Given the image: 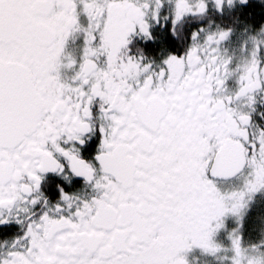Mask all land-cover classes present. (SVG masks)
I'll list each match as a JSON object with an SVG mask.
<instances>
[{"label":"snow or ice","instance_id":"obj_1","mask_svg":"<svg viewBox=\"0 0 264 264\" xmlns=\"http://www.w3.org/2000/svg\"><path fill=\"white\" fill-rule=\"evenodd\" d=\"M258 196L264 0H0V264H264Z\"/></svg>","mask_w":264,"mask_h":264},{"label":"rangeland","instance_id":"obj_2","mask_svg":"<svg viewBox=\"0 0 264 264\" xmlns=\"http://www.w3.org/2000/svg\"><path fill=\"white\" fill-rule=\"evenodd\" d=\"M229 187L231 189L232 185H230ZM257 199L258 197L256 198V201H259ZM256 201L251 206L248 217L246 218V221L248 225L254 226L258 230L260 227V220L258 219V217L264 216V206L263 208H259L261 204L256 203ZM227 223L229 226H232L231 218L228 219ZM245 235L247 236L248 233L246 232ZM253 235H255V233H253ZM225 237H226V234L221 232L218 235L217 239L222 240L225 243H227ZM188 255H189V259L191 260V264H227V260H226L227 253L226 252H222L215 257H210V256L201 254L200 251L197 249V251H192ZM219 256H222V257L219 258Z\"/></svg>","mask_w":264,"mask_h":264},{"label":"flooded vegetation","instance_id":"obj_3","mask_svg":"<svg viewBox=\"0 0 264 264\" xmlns=\"http://www.w3.org/2000/svg\"><path fill=\"white\" fill-rule=\"evenodd\" d=\"M79 43V41H77ZM222 51H224V54L232 56L233 57V67L235 68L237 65L243 66V64L246 61V54L241 50L239 38L233 37V41L225 44L223 46ZM235 78V77H234ZM234 78L232 80L228 81L229 86H234ZM230 186V185H229ZM227 186V190H230V187ZM259 201H256V203L261 204L259 208H263L264 206V196L260 197L258 196ZM263 204V205H262ZM193 251H197V249H194Z\"/></svg>","mask_w":264,"mask_h":264},{"label":"bare ground","instance_id":"obj_4","mask_svg":"<svg viewBox=\"0 0 264 264\" xmlns=\"http://www.w3.org/2000/svg\"><path fill=\"white\" fill-rule=\"evenodd\" d=\"M222 257V256H219V258Z\"/></svg>","mask_w":264,"mask_h":264}]
</instances>
